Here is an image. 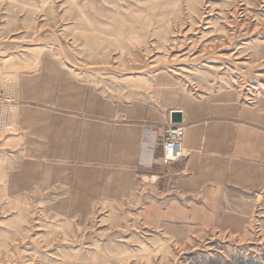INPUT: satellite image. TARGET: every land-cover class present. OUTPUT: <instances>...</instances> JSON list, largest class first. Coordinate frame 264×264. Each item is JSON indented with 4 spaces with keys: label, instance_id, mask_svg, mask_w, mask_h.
<instances>
[{
    "label": "rangeland",
    "instance_id": "obj_1",
    "mask_svg": "<svg viewBox=\"0 0 264 264\" xmlns=\"http://www.w3.org/2000/svg\"><path fill=\"white\" fill-rule=\"evenodd\" d=\"M231 104L264 107V0H0V264H264V186L162 160L172 110Z\"/></svg>",
    "mask_w": 264,
    "mask_h": 264
},
{
    "label": "crops",
    "instance_id": "obj_2",
    "mask_svg": "<svg viewBox=\"0 0 264 264\" xmlns=\"http://www.w3.org/2000/svg\"><path fill=\"white\" fill-rule=\"evenodd\" d=\"M176 109L182 112L185 126L184 155L171 167L179 194L188 199L224 201L236 199L234 193L264 186V107L258 104L245 109L231 104L203 112ZM168 120L164 115L156 121L155 134H161L160 127ZM136 139L140 143L141 134Z\"/></svg>",
    "mask_w": 264,
    "mask_h": 264
},
{
    "label": "built area",
    "instance_id": "obj_3",
    "mask_svg": "<svg viewBox=\"0 0 264 264\" xmlns=\"http://www.w3.org/2000/svg\"><path fill=\"white\" fill-rule=\"evenodd\" d=\"M184 127L181 123L168 124L164 130L162 160L165 163L177 161L183 154Z\"/></svg>",
    "mask_w": 264,
    "mask_h": 264
},
{
    "label": "water",
    "instance_id": "obj_4",
    "mask_svg": "<svg viewBox=\"0 0 264 264\" xmlns=\"http://www.w3.org/2000/svg\"><path fill=\"white\" fill-rule=\"evenodd\" d=\"M170 121L172 123H181L182 122V112L180 110H172L170 112Z\"/></svg>",
    "mask_w": 264,
    "mask_h": 264
},
{
    "label": "bare ground",
    "instance_id": "obj_5",
    "mask_svg": "<svg viewBox=\"0 0 264 264\" xmlns=\"http://www.w3.org/2000/svg\"><path fill=\"white\" fill-rule=\"evenodd\" d=\"M183 150H184V147H183Z\"/></svg>",
    "mask_w": 264,
    "mask_h": 264
}]
</instances>
